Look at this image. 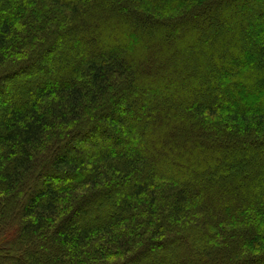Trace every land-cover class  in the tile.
I'll return each instance as SVG.
<instances>
[{
  "label": "trees",
  "instance_id": "1",
  "mask_svg": "<svg viewBox=\"0 0 264 264\" xmlns=\"http://www.w3.org/2000/svg\"><path fill=\"white\" fill-rule=\"evenodd\" d=\"M261 5L0 0V264H264Z\"/></svg>",
  "mask_w": 264,
  "mask_h": 264
},
{
  "label": "rangeland",
  "instance_id": "2",
  "mask_svg": "<svg viewBox=\"0 0 264 264\" xmlns=\"http://www.w3.org/2000/svg\"><path fill=\"white\" fill-rule=\"evenodd\" d=\"M250 3H252V4H255V6L257 5V4H260V3H263V5H261L260 6V9L259 8H254L253 9V11L251 10V12H253L254 14V21H255V25L252 27V29H251V32H250V34H251V36H250V38H249V44H250V46L253 48V49H255V50H257V42L259 41V39L261 38V37H264V31H263V25H264V14H262L260 11H262L261 10V8H263L264 7V0H248ZM257 3V4H256ZM257 19V20H256ZM258 21V22H257ZM259 24H261V27H262V29H261V32H260V28H259ZM89 30L91 31V32H94V30H93V28L92 27H90L89 28ZM89 30H88V32H86V33H90L89 32ZM85 33V32H84ZM260 34V35H259ZM88 42H90V41H88ZM96 45V44H95ZM94 45V43H92V46L93 47H96ZM258 51V50H257ZM259 52V51H258ZM256 62H258V63H262V62H264V53H258L257 55H256ZM37 76L38 77H40V75L39 74H37ZM223 91H225V90H223ZM105 113V112H104ZM104 113L103 112H101V114L102 115H104ZM106 114V113H105ZM125 124H120L119 122H118V124H120V130L119 131H121V132H125V130L126 129H128V126H129V124H128V122H124ZM125 129V130H124ZM102 142H104V143H101V145L102 146H104V148L105 147H114V146H117V145H114V146H112L111 145V143L109 144V143H107L105 140H103ZM85 145V144H84ZM84 145H82V147L84 148V153L86 152L87 154H88V151H87V149H85V146ZM106 149V148H105ZM90 151H95V149L94 148H92ZM73 154H77L76 152H73ZM59 182L57 181V182H55V181H53V184L54 185H57Z\"/></svg>",
  "mask_w": 264,
  "mask_h": 264
}]
</instances>
